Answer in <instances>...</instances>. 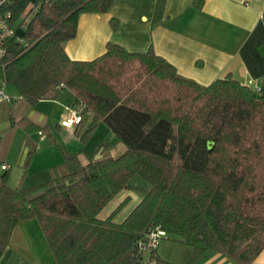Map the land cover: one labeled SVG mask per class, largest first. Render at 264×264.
I'll use <instances>...</instances> for the list:
<instances>
[{
	"label": "trees",
	"instance_id": "trees-1",
	"mask_svg": "<svg viewBox=\"0 0 264 264\" xmlns=\"http://www.w3.org/2000/svg\"><path fill=\"white\" fill-rule=\"evenodd\" d=\"M115 1L39 0L28 14V0L1 6L7 22L24 31L3 44L0 79L7 89L29 104L69 89L73 104L89 111L77 124L89 116L80 141L102 122L126 149L105 155L107 136L95 154L65 155L63 171L53 167L52 178L30 187L9 186L8 169L0 170V250L17 223L36 219L57 264H169L158 248L141 249L150 226L191 248L186 264L207 251L256 264L264 251V85L257 92L231 75L201 85L151 48L129 52L114 43L93 60L70 59L64 44L75 37L78 16L105 13ZM162 8L158 0L155 20ZM14 123L50 137L27 117ZM134 176L148 187L140 201L122 221L114 213L128 197L100 217Z\"/></svg>",
	"mask_w": 264,
	"mask_h": 264
},
{
	"label": "crops",
	"instance_id": "crops-1",
	"mask_svg": "<svg viewBox=\"0 0 264 264\" xmlns=\"http://www.w3.org/2000/svg\"><path fill=\"white\" fill-rule=\"evenodd\" d=\"M28 1L26 14L39 0ZM157 1L116 0L105 13H81L75 37L64 44L65 52L72 60L89 61L101 55L107 43L117 44L129 52H146L151 48L171 63L181 77L201 85L227 75L241 83L252 80L264 85V0H200L199 4L195 0H162V15L155 20ZM111 19L116 20V28L111 26ZM7 93L13 100L1 103L0 113L8 118L10 134L19 135L26 155L24 171L16 183L18 173L12 172V159L0 152L1 165H8L10 186L40 184L54 176L53 167L63 171L65 155L78 152L88 155L79 134L86 128L89 116L77 126L64 124L74 102L69 89L60 90L55 99L35 104H29L11 89ZM22 117L46 126L50 137L42 139L43 135L38 132L26 133L14 123ZM105 127L103 139L107 136L116 139ZM36 135L46 144L42 148H35ZM117 148L126 149L119 143ZM30 151L33 153L27 163ZM113 204H108L112 205L108 215L117 208ZM255 263L264 264V251ZM0 264H57L36 219L16 224L9 245L0 250ZM195 264L234 263L222 254L207 251Z\"/></svg>",
	"mask_w": 264,
	"mask_h": 264
},
{
	"label": "rangeland",
	"instance_id": "rangeland-1",
	"mask_svg": "<svg viewBox=\"0 0 264 264\" xmlns=\"http://www.w3.org/2000/svg\"><path fill=\"white\" fill-rule=\"evenodd\" d=\"M7 120L8 118L5 115L4 116L1 115L0 113V152H1V155H6L12 159L13 161L12 165L14 168L12 172L18 173L17 174L18 178L16 180V183H17L18 179H20V176L22 175L24 168H25L24 162H25L26 155L24 151H22L21 139L19 135L16 134L15 136H12L10 134V131L8 130L9 126L6 123ZM105 126L106 125L104 123L102 122L99 123V125L95 128L94 133L90 135L88 140L86 142H81L82 146H84L83 147L84 150L86 151V153H88V155L92 153L94 150H96L100 142L103 140V136L105 134L102 130ZM37 137L38 136L36 135V139ZM44 137L45 136L43 135L42 139H44ZM42 139L40 140L37 139L38 143L35 148H38V147L42 148L44 145H46L45 142L42 141ZM109 141H110V145H109V148L105 151V155L116 157L124 152V150H120L119 148H117V143L122 144L123 146V143H121L118 139H113L112 137H110ZM19 163H21L22 165ZM8 185H9V182H8ZM15 186L11 185V187H15ZM147 190H148V187H146V185L142 189L136 186L128 185L126 188L121 190L116 195V197L111 201L112 203H109V204L114 203L113 205H115L116 207L122 201H124L125 198L128 196L127 201L124 202L119 207V209L114 213L115 221H122L126 217V215H128V213L134 208V206L137 203L136 201L142 198ZM109 206H112V205H107L103 209L102 213H100V217H106L108 213H110ZM158 253L162 255V257H164L169 262V264H186L191 255V248L183 243L178 242L173 237H162L159 239Z\"/></svg>",
	"mask_w": 264,
	"mask_h": 264
},
{
	"label": "built area",
	"instance_id": "built-area-1",
	"mask_svg": "<svg viewBox=\"0 0 264 264\" xmlns=\"http://www.w3.org/2000/svg\"><path fill=\"white\" fill-rule=\"evenodd\" d=\"M5 0H0V62H2L3 56L5 54L4 41L11 35H15V28L11 26L6 19L8 13H3L1 11V6ZM248 84L253 87L254 90L259 92L261 90V84L254 82L252 80L248 81ZM13 97L7 93V87L5 82L0 79V104L3 102H11ZM85 104L78 101L69 107V116L64 124L67 127L76 126L81 122L83 116L88 115ZM8 165L2 164L1 169L5 170ZM165 236V232L158 227L150 226L143 235L141 242V249L143 251L149 252L151 250L157 249L159 244V239ZM153 264V263H151Z\"/></svg>",
	"mask_w": 264,
	"mask_h": 264
},
{
	"label": "water",
	"instance_id": "water-1",
	"mask_svg": "<svg viewBox=\"0 0 264 264\" xmlns=\"http://www.w3.org/2000/svg\"><path fill=\"white\" fill-rule=\"evenodd\" d=\"M15 35L17 37H19V38H22L24 36V31L21 28H16L15 29ZM209 148H210V146H209ZM128 185H130V186H136V187L142 189V188L145 187V181L143 179H141L139 176H134L130 180V182H129ZM43 194H44V191L43 190L34 192V193H32V194H30V195L27 196V200L28 201L34 200V199L40 197Z\"/></svg>",
	"mask_w": 264,
	"mask_h": 264
}]
</instances>
